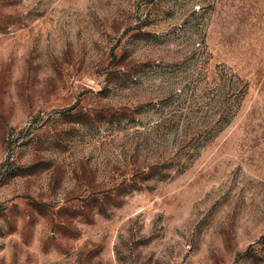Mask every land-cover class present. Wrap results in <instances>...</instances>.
<instances>
[{"label":"rangeland","instance_id":"rangeland-1","mask_svg":"<svg viewBox=\"0 0 264 264\" xmlns=\"http://www.w3.org/2000/svg\"><path fill=\"white\" fill-rule=\"evenodd\" d=\"M0 264H264V0H0Z\"/></svg>","mask_w":264,"mask_h":264}]
</instances>
